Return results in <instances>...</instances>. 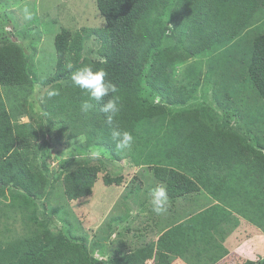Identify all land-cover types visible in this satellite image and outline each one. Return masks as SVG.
<instances>
[{"label":"rangeland","instance_id":"rangeland-1","mask_svg":"<svg viewBox=\"0 0 264 264\" xmlns=\"http://www.w3.org/2000/svg\"><path fill=\"white\" fill-rule=\"evenodd\" d=\"M174 5L160 13V22L154 24L165 31L156 50L173 55L172 63L164 68L168 77L158 86L142 81L138 99L147 113L134 125L135 142L127 152L115 148L112 152L89 141L87 132L96 127L90 117L93 111L85 114L73 107L66 81L54 79L58 61L54 41L61 28L72 35L105 26L96 1L0 0V45L10 43L22 49L32 81L28 102H22L12 89L0 87V91L11 121L30 125L35 144L29 156L31 169L49 181L45 192L35 197L12 185L0 191V264H14L13 253L20 254L26 239L37 242L43 230L73 243L83 242L84 251L91 256L111 259L150 244L164 227L174 231L173 224L196 225L202 232L193 244L197 250L189 255L181 252L178 264H264V173L258 171V176L253 171L259 170V162L253 161L249 170L248 163L238 165L230 182L231 176L222 183L209 177L210 186L219 185L218 191L209 190L205 182L198 191L169 197L165 214L151 211L152 189L165 185L155 171L174 166L175 154L169 150L180 138L176 129L189 130L194 124L249 132L251 146L261 150L264 146V103L253 92L247 73L253 41L264 33L263 8L248 18L250 24L235 37L197 48L198 40L189 32L201 29L191 22L188 11H178ZM27 14H31L30 20L25 19ZM85 35L80 62L91 66L102 61L97 50L103 41L97 34ZM185 48L191 50L187 56L174 54ZM157 57L155 52L152 60L156 66ZM51 89H58L60 95L48 97ZM154 106L164 110L155 113ZM187 114H196L197 121H186ZM94 147L103 150L101 159L90 158ZM90 163L119 182L106 184L100 174L102 178L93 184L89 196L68 199L64 177L78 165ZM224 240L243 246L236 254L243 256V262L225 258L233 243L223 244ZM6 251L10 259L4 256Z\"/></svg>","mask_w":264,"mask_h":264},{"label":"trees","instance_id":"trees-1","mask_svg":"<svg viewBox=\"0 0 264 264\" xmlns=\"http://www.w3.org/2000/svg\"><path fill=\"white\" fill-rule=\"evenodd\" d=\"M97 8L105 20V26L81 33L70 34L62 29L57 33L54 47L57 57V69L54 79H64L65 89L69 90L71 105L80 107L83 101L90 97L74 85L71 74L76 69L86 66L80 62V43L89 34H97L102 38V47L97 51L102 61L93 62L94 68H103L107 72V80L113 82L120 97V112L115 123L121 129L133 131L140 115L147 113L142 101L138 99L142 81L158 86L166 81L167 64L170 65L173 55L165 49L157 51L158 39L164 35V30H157L154 24L160 22V13L170 5L176 9L188 11L191 22L201 30H190L189 35L197 39V48L210 43L223 42L238 35L244 25L250 24L249 17L260 11L264 12V0H95ZM259 9V10H258ZM176 10V11H177ZM153 26V27H152ZM157 38V39H156ZM73 51V52H71ZM191 50L185 48L174 52L178 58L187 56ZM71 52V53H70ZM155 52L159 57L156 64L152 60ZM98 56V55H97ZM96 56V57H97ZM70 64L66 67V64ZM249 79L253 92L264 103V33L254 39L248 62ZM145 78V80H144ZM32 81L26 70V60L22 49L10 43L0 45V87L12 89L22 102L27 100ZM181 87V85H178ZM160 95L166 98L162 91ZM104 101H91L95 107L91 114L92 124L96 127L87 132L89 141L99 146L109 148L112 152L114 142L111 138V126L106 123V113L100 111ZM167 99V98H166ZM73 101L76 103L72 104ZM173 102V100H170ZM153 112H162V106H154ZM95 118L97 120H95ZM186 121L195 123L196 114H187ZM90 121V122H91ZM28 123L12 122L10 113L5 107L0 91V191L6 186H16L31 196L42 195L45 186L49 185L47 177L34 173L29 163L34 134L28 129ZM198 127V129L196 128ZM180 138L171 146L169 152L175 154L174 166L155 171L156 177L165 184L170 198L185 196L198 191L200 185L208 186L209 190H219V185L210 186L209 177L220 183L230 177L234 178L238 165L252 168L254 162L259 164V170L264 173V146L257 149L251 146L253 139L249 132L238 133L225 128H210L194 125L189 130H175ZM250 131V129H249ZM179 132V133H178ZM32 137V138H31ZM251 157H254L251 160ZM254 161V162H253ZM259 162V163H258ZM97 164L78 165L72 173L64 177V192L68 199L89 196L93 184L99 183L102 174L106 184L119 182L111 178ZM187 172H190V176ZM233 175V176H232ZM258 175V174H257ZM259 176V175H258ZM263 176V175H262ZM101 177V178H102ZM210 178V179H211ZM262 189L264 179L262 178ZM264 206V203H263ZM224 210V209H223ZM214 215V213H213ZM173 224L174 231L167 232L165 228L158 239L141 248L117 258L102 259L89 255L84 251V243H73L61 234H52L43 230L41 236L34 240L26 239V247L16 256L14 264H169L172 260L170 253H180L193 245L197 234L202 233L199 227L189 228ZM179 226L178 228H176ZM206 225L202 227L204 231ZM133 235V234H132ZM18 251V249H16ZM155 252H157L155 254ZM9 257V252L4 256ZM39 256L40 258H36ZM18 261V263L16 262ZM150 262V263H149Z\"/></svg>","mask_w":264,"mask_h":264},{"label":"clouds","instance_id":"clouds-1","mask_svg":"<svg viewBox=\"0 0 264 264\" xmlns=\"http://www.w3.org/2000/svg\"><path fill=\"white\" fill-rule=\"evenodd\" d=\"M25 19L30 20L31 14H27ZM107 72L103 68H94L87 65L80 67L72 72L71 79L75 86L84 91L89 97V100H85L80 105L81 112L87 114L94 109L95 105L91 101H104L105 97L111 98L103 102L100 111L106 113V123L111 126V138L114 142V147L119 152L129 151L135 138L131 132L121 129L118 124L115 123L116 117L120 112V97L117 95V86L106 79ZM60 95L58 89H51L47 91L48 97H54ZM78 141L83 142V136H77ZM102 149L94 147L90 151L91 159H101ZM150 206L151 211L157 215L165 214L169 208V196L165 185L157 186L152 189L150 193Z\"/></svg>","mask_w":264,"mask_h":264},{"label":"crops","instance_id":"crops-1","mask_svg":"<svg viewBox=\"0 0 264 264\" xmlns=\"http://www.w3.org/2000/svg\"><path fill=\"white\" fill-rule=\"evenodd\" d=\"M165 228V227H164ZM159 235H160V233L159 234H156V238L154 239L155 241H156V239H158V237H159ZM225 242H223V244H232L233 243V245H231L229 248H231L230 250H228L229 251V253L226 255V257L225 258H227V257H230V258H237V259H240L241 260V262H243L244 261V258H243V256L242 255H239V256H237L236 254L239 252V251H242V250H240V249H242L243 248V246H241V245H238V243H234V242H230V241H227V240H224ZM220 248L218 247V250H219ZM191 250H197V249H193V245H190L187 249H184L183 251H182V253H184V254H187V255H189V254H191L192 253V251ZM180 256L181 255H176L175 253H170V257L172 258L171 260V262L169 263V264H178L179 262V259H181L180 258ZM150 263V262H149ZM181 263V262H180ZM181 264H183V263H181ZM211 264H215V263H211Z\"/></svg>","mask_w":264,"mask_h":264},{"label":"water","instance_id":"water-1","mask_svg":"<svg viewBox=\"0 0 264 264\" xmlns=\"http://www.w3.org/2000/svg\"><path fill=\"white\" fill-rule=\"evenodd\" d=\"M1 186V185H0Z\"/></svg>","mask_w":264,"mask_h":264}]
</instances>
